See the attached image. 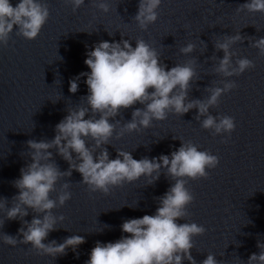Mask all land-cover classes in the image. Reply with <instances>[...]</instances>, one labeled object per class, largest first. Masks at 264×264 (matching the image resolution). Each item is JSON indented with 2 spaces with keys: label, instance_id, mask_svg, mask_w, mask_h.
Here are the masks:
<instances>
[{
  "label": "water",
  "instance_id": "95a60500",
  "mask_svg": "<svg viewBox=\"0 0 264 264\" xmlns=\"http://www.w3.org/2000/svg\"><path fill=\"white\" fill-rule=\"evenodd\" d=\"M18 2L11 0L14 6ZM43 2L50 15L37 38L27 40L14 29L8 44L0 45V200L6 198L10 207L12 197L18 194L12 181L31 162L27 141H50L55 125L69 110L87 107L83 98L88 94L86 77L80 78L75 94L69 92L70 79L90 72L84 63L86 53L101 41L119 42L123 38L135 47L142 39L168 69L194 61L196 76L190 82L188 100L206 99L208 88L223 87L225 80L235 81L237 86L222 94L218 105L209 110L216 117H233L235 130L215 134L203 129L194 108L183 116L169 113L165 120H153L147 129L126 132L118 138L132 111L144 107L137 103L109 119L116 128L103 147L110 159L122 150L139 160L170 155L181 141H191L198 150L218 156L219 164L207 169V179L188 180L186 187L195 199L187 207L188 215L178 223L194 222L206 229L203 235L192 238L191 255L197 264L208 254L220 264H247L252 253L260 252L257 242L264 243V55L251 46V41L264 37V13L237 12V7L248 0H162L157 21L142 30L134 19L139 0H105L110 8L107 13L95 6L98 0H85L75 12L65 0ZM237 33L245 39L232 45L231 51L236 53L233 63L237 58H248L255 67L225 78L214 71L223 58V52L214 45L225 35ZM189 43L195 45L194 51L181 53ZM50 151L60 170L67 171L69 164L55 149ZM166 172L162 168L152 184V177L142 176L104 195L90 192L81 183V174L73 170L50 194L56 199L61 185L69 183L71 199L52 210L64 219L57 221L56 230L43 243H62L72 235L83 236L86 242L76 252L69 248L66 255L55 258L37 254L30 244L19 243L23 238L17 235L21 221L5 220V213L0 211V220H5L0 227V264H85L96 241L115 242L127 235L121 231L125 220L155 214L158 198L175 182ZM28 211L24 219L30 222L36 214ZM4 233L17 237L15 247L3 243Z\"/></svg>",
  "mask_w": 264,
  "mask_h": 264
},
{
  "label": "clouds",
  "instance_id": "9594fccd",
  "mask_svg": "<svg viewBox=\"0 0 264 264\" xmlns=\"http://www.w3.org/2000/svg\"><path fill=\"white\" fill-rule=\"evenodd\" d=\"M161 2L139 0L134 19L142 30H147L150 24L157 21V9ZM65 3L71 4L75 12L84 5L85 0H65ZM95 6L104 13L110 10L105 0H98ZM245 10L264 13V0H248L236 9L237 12ZM49 15L48 5L43 0H19L15 6L11 0H0V45L8 44L14 29L17 35L34 40ZM244 39L240 33L225 35L222 42L214 45L216 50L223 52V58L214 68L215 73L227 78L239 76L255 67L248 58H237L233 63L232 58L236 53L231 51V47ZM251 46L264 55V37L251 41ZM194 49L195 45L189 43L180 51L187 55ZM86 57L84 63L90 72H81L70 79L69 92L75 94L80 78L86 77L88 94L83 98L87 107L69 110L55 125V136L50 141H27L31 162L22 167L20 177L12 181L13 187L18 189V194L12 197V205L9 207L7 199L3 198L0 200V211L5 213V220L21 221L17 235L23 238L19 243L30 244L37 254L55 258L66 255L69 248L76 252L86 242L83 236L72 235L62 243L55 240L43 243L49 233L56 230L57 221L64 219L62 215L55 216L52 210L62 207L71 199L67 182L61 185L56 199L50 198L59 180L70 177L75 170L81 174V183L87 185L90 192L99 191L108 195L112 188L134 182L142 176L152 177L149 181L152 184L159 179L160 170L164 168L166 175L175 182L158 198L155 214L125 220L121 231L127 235H122L115 242L96 241L85 264H184L185 260L189 264H197L191 255L194 247L192 238L203 235L206 229L194 222L178 221L188 215L187 207L195 199L186 187L188 180L207 179V169H215L219 157L198 150L191 141H181V146L170 155L139 160L122 150L117 151L115 159H110L107 148L103 146L109 144L116 128L109 119L137 103L144 107L132 111L131 120L123 124L117 133L118 138L126 132L147 129L153 120H165L169 113L183 116L194 108L198 110L196 119L200 120L203 129L213 130L215 134H230L236 127L234 118L226 115L216 117L209 110L218 105L222 94L237 86L235 81L225 80L221 82L223 87L208 88L210 95L206 99L188 100L190 82L196 76L194 61L176 64L168 69L160 62L155 49L142 39L136 41L135 47L123 38L119 42L101 41L86 53ZM89 141L92 143L89 144ZM51 149H55L69 164L67 171L60 170ZM97 149L100 151L97 152ZM153 173L157 175L153 176ZM29 209L36 214L30 222L24 219L29 215ZM5 220H0V227H3ZM2 239L4 244L13 247L18 243L17 237L6 233ZM257 247L259 254L252 253L247 264H264V243L258 241ZM200 264L220 262L213 254H208Z\"/></svg>",
  "mask_w": 264,
  "mask_h": 264
}]
</instances>
